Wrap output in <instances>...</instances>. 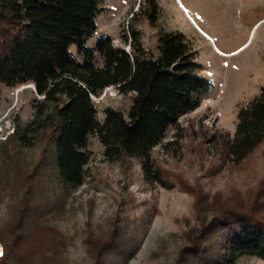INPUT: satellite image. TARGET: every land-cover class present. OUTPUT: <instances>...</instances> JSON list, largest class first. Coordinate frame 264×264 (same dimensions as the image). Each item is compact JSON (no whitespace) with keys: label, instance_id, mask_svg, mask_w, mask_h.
I'll use <instances>...</instances> for the list:
<instances>
[{"label":"rangeland","instance_id":"374dc122","mask_svg":"<svg viewBox=\"0 0 264 264\" xmlns=\"http://www.w3.org/2000/svg\"><path fill=\"white\" fill-rule=\"evenodd\" d=\"M97 24L88 47L110 36L130 50L121 37L135 27L143 46L158 55L163 31L183 34L203 66L200 75L213 88L152 150L172 187L147 183L135 159L107 160L93 135L84 182L66 192L45 169L33 177L46 142L27 147L10 139L33 118L42 97L33 84L1 85L0 264H196L190 251L204 225L229 207L258 209L264 200H258L264 191V143L232 165L220 142L235 135L240 108L264 87V0H103ZM132 97L105 89L94 97L99 119L104 121L107 108L127 112ZM35 206L38 215H26ZM260 212L264 215V206ZM213 232L204 241L217 245ZM237 264L264 261L244 257Z\"/></svg>","mask_w":264,"mask_h":264},{"label":"trees","instance_id":"16d2710c","mask_svg":"<svg viewBox=\"0 0 264 264\" xmlns=\"http://www.w3.org/2000/svg\"><path fill=\"white\" fill-rule=\"evenodd\" d=\"M152 5L151 19L156 22L157 5ZM102 11L103 0H0V86L33 84L42 97L35 103L33 118L10 139L27 147L46 142L33 177L45 169L66 192L84 182L93 135L104 146L107 160L135 159L147 183L172 187L173 179L152 158V150L170 128L179 126L182 116L199 107L213 84L200 75L203 66L196 61V52L178 32L160 34L158 55L143 46L135 27L121 37L130 50L115 45L110 36L88 47ZM109 87L133 94L132 103L127 112L107 108L101 121L94 97ZM220 142L224 159L232 165H240L264 143V87L240 108L235 135ZM261 198L264 191L259 202ZM263 206L264 200L258 209L229 207L204 225L190 251L193 261L237 264L244 257L264 261ZM27 210L26 215L35 216L41 209ZM212 232L217 245L204 241ZM113 244L103 248V256ZM210 248L218 251L211 254Z\"/></svg>","mask_w":264,"mask_h":264}]
</instances>
